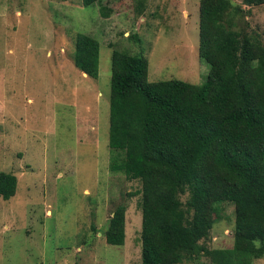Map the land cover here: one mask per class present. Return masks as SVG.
<instances>
[{"label":"rangeland","instance_id":"obj_1","mask_svg":"<svg viewBox=\"0 0 264 264\" xmlns=\"http://www.w3.org/2000/svg\"><path fill=\"white\" fill-rule=\"evenodd\" d=\"M138 1L0 0V171L17 178L0 198V264H141V184L110 168L122 158L108 146L111 52L145 56L148 81L200 84L209 68L198 56L199 0ZM232 3L233 29L264 44V4ZM78 33L99 43L96 78L74 65ZM121 204L124 243L111 245L104 233ZM218 209L201 243L231 248L234 206Z\"/></svg>","mask_w":264,"mask_h":264},{"label":"trees","instance_id":"obj_2","mask_svg":"<svg viewBox=\"0 0 264 264\" xmlns=\"http://www.w3.org/2000/svg\"><path fill=\"white\" fill-rule=\"evenodd\" d=\"M232 4L199 0L198 56L209 68L200 84L148 81L145 56L111 52L108 146L122 158L110 168L141 184V264L203 255L210 264H250L264 256V44L257 33L233 29L239 7ZM98 59V41L78 33L75 67L96 78ZM16 186L13 173L0 171V198ZM222 202L234 206L233 246L210 249L201 241ZM124 213L122 204L112 212L106 243H124Z\"/></svg>","mask_w":264,"mask_h":264}]
</instances>
